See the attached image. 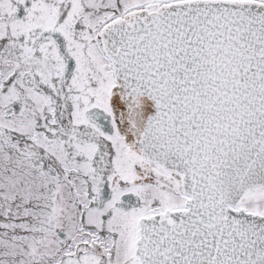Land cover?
<instances>
[{
    "label": "snow or ice",
    "instance_id": "6c2138e0",
    "mask_svg": "<svg viewBox=\"0 0 264 264\" xmlns=\"http://www.w3.org/2000/svg\"><path fill=\"white\" fill-rule=\"evenodd\" d=\"M0 264H264V0H0Z\"/></svg>",
    "mask_w": 264,
    "mask_h": 264
}]
</instances>
